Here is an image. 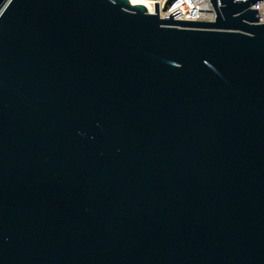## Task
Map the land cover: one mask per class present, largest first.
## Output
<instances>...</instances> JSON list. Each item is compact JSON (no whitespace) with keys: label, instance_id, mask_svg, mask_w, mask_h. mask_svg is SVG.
I'll return each mask as SVG.
<instances>
[{"label":"water","instance_id":"95a60500","mask_svg":"<svg viewBox=\"0 0 264 264\" xmlns=\"http://www.w3.org/2000/svg\"><path fill=\"white\" fill-rule=\"evenodd\" d=\"M260 1L0 0V264H264Z\"/></svg>","mask_w":264,"mask_h":264},{"label":"built area","instance_id":"2783aa9c","mask_svg":"<svg viewBox=\"0 0 264 264\" xmlns=\"http://www.w3.org/2000/svg\"><path fill=\"white\" fill-rule=\"evenodd\" d=\"M170 0H144L147 4L148 13L155 15V3H159L160 19L169 20L165 18L172 12L179 10L180 14L174 17V20L181 21H197V22H215L216 12L211 5V0H172L171 4L167 6ZM243 1V0H236ZM167 9L165 10V7ZM252 10L258 9L259 22L264 24V1H260L251 6Z\"/></svg>","mask_w":264,"mask_h":264},{"label":"bare ground","instance_id":"6f19581e","mask_svg":"<svg viewBox=\"0 0 264 264\" xmlns=\"http://www.w3.org/2000/svg\"><path fill=\"white\" fill-rule=\"evenodd\" d=\"M130 2L132 4H134V5H136V4H142V5H144V6L147 7V4L145 2L141 3L140 0H130Z\"/></svg>","mask_w":264,"mask_h":264},{"label":"snow or ice","instance_id":"6c2138e0","mask_svg":"<svg viewBox=\"0 0 264 264\" xmlns=\"http://www.w3.org/2000/svg\"><path fill=\"white\" fill-rule=\"evenodd\" d=\"M140 2H141V3H143V2H144V0H140Z\"/></svg>","mask_w":264,"mask_h":264}]
</instances>
